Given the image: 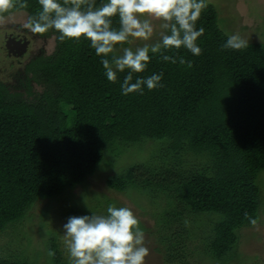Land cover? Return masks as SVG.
<instances>
[{
  "label": "trees",
  "instance_id": "trees-1",
  "mask_svg": "<svg viewBox=\"0 0 264 264\" xmlns=\"http://www.w3.org/2000/svg\"><path fill=\"white\" fill-rule=\"evenodd\" d=\"M26 2L27 8L4 16L23 11L28 20L40 5L38 0ZM101 2L96 0L97 6ZM113 23L118 26V18ZM200 27L205 29L197 42L201 55L183 47L161 54L182 56L191 67L153 55L134 80L163 73L164 86H145L143 94L128 95L121 84L129 70L109 81L90 41L61 42L55 30L37 34L53 37L54 50L23 63L20 87L0 81V235L34 204L58 198L88 180L114 143L167 140L152 161L106 176L107 186L118 192L135 187L151 199L163 197L170 204L167 214L179 220L186 212L193 217L220 214V220L205 226V255L220 264L233 257L239 230L252 225L249 217L258 222L260 215L264 44L222 49L228 35L210 3L197 22ZM68 215L84 214L71 205ZM185 222L173 241L163 237L159 243L177 246L179 237L193 236L192 222ZM54 253L59 264L57 246ZM168 255L171 260L182 257L178 252ZM0 264L31 263L0 254Z\"/></svg>",
  "mask_w": 264,
  "mask_h": 264
},
{
  "label": "clouds",
  "instance_id": "clouds-1",
  "mask_svg": "<svg viewBox=\"0 0 264 264\" xmlns=\"http://www.w3.org/2000/svg\"><path fill=\"white\" fill-rule=\"evenodd\" d=\"M38 3L40 9L24 27L35 34L55 30L61 42L90 41L109 81L116 82L118 73L129 70L121 84L124 95L143 94L145 86L148 90L164 86L163 73L134 80V74L146 71L153 55L182 47L196 56L202 53L197 42L205 29H197V22L208 7V0H102L99 6L96 0ZM27 7L26 0H0V21L5 13ZM114 18H118V26L114 25ZM152 20L161 21L163 31L159 40L147 43L155 33ZM136 41L145 43L132 47ZM248 46L247 39L231 34L222 49L241 50ZM161 59L192 66L182 56L161 55ZM249 219L253 226L257 224L255 219ZM63 227L70 264H146L150 254L140 220L129 207L109 205L104 215L71 216ZM48 255L55 253L49 250Z\"/></svg>",
  "mask_w": 264,
  "mask_h": 264
},
{
  "label": "rangeland",
  "instance_id": "rangeland-1",
  "mask_svg": "<svg viewBox=\"0 0 264 264\" xmlns=\"http://www.w3.org/2000/svg\"><path fill=\"white\" fill-rule=\"evenodd\" d=\"M208 3L217 10L219 26L226 35L239 34L249 42L256 43L264 40V0H208ZM16 15L4 17L3 21H0V29L8 23L11 24L8 20L18 18ZM26 18L25 13L20 20L23 26ZM152 23L155 33L147 43L159 40V33L163 31L160 27L161 21L152 20ZM53 39L41 38L35 48L36 51L39 50L36 55H49L55 47ZM1 42L0 32V44ZM144 43L136 41L132 47L143 46ZM2 56L0 51V78L9 80L11 87L16 89L20 87L19 80H23L25 61L18 64L13 59L5 61ZM12 70L13 77H10ZM167 143V140H147L129 146H123L122 143L111 145L99 168L88 180L64 191L58 198L36 202L37 205L34 204V208L22 220L6 227L0 235L1 256L31 264H55L54 256L50 257L48 252L54 251L57 246L58 263L70 264L63 226L68 221L71 205L81 209L84 215H104L109 205H115L129 207L138 216L140 227L145 233L146 246L150 249L146 264H220L205 255L206 244L201 241L205 226H210V220H220V214L206 213L193 217L186 212L179 220L172 214H167L166 210L170 209V204L163 197L151 199L140 188L135 187L118 192L106 184V176L120 175L131 166L152 161ZM257 184L261 197L259 221L255 226L250 225L239 230L240 241L234 248L233 257H230L226 264H264V170L259 174ZM185 221L192 222L190 224L194 237L190 233L187 238L179 237L180 244L177 246H171L169 242H163L162 245L159 243L160 238L165 237L169 241L174 233L183 232ZM173 252H178L182 257H173L171 260L168 253Z\"/></svg>",
  "mask_w": 264,
  "mask_h": 264
},
{
  "label": "flooded vegetation",
  "instance_id": "flooded-vegetation-1",
  "mask_svg": "<svg viewBox=\"0 0 264 264\" xmlns=\"http://www.w3.org/2000/svg\"><path fill=\"white\" fill-rule=\"evenodd\" d=\"M11 14H17L18 18H13V20H8L11 22V24H7L6 26L1 27V34H2V42L0 44V51L2 52L3 56L2 58L5 61H11L12 59L16 61V63L21 64L23 61H26L28 59H31L34 55L39 53V50L36 51V46L38 44V41L41 39L40 36L37 34L31 32L29 29L25 28L22 23L20 22L21 19H23V16L25 13H11ZM10 15V14H9ZM8 16V15H7ZM4 16V17H7ZM19 16H22L19 17ZM28 21L27 18L25 20ZM7 40H11L12 43L15 44V47L17 50H20V47L23 46V44H27L26 46V52L24 53L22 58H17L14 55H8L7 50L5 49V42ZM14 71L12 70L10 72V77H13ZM9 74V73H8ZM23 74V72H22ZM0 81L6 85L12 86L11 82L7 80L6 78L2 79L0 78Z\"/></svg>",
  "mask_w": 264,
  "mask_h": 264
},
{
  "label": "water",
  "instance_id": "water-1",
  "mask_svg": "<svg viewBox=\"0 0 264 264\" xmlns=\"http://www.w3.org/2000/svg\"><path fill=\"white\" fill-rule=\"evenodd\" d=\"M26 46L27 44H23V46L20 47V50H17L15 44L12 43L11 40H7L5 42V49L7 50L8 55H14L17 58L23 57L24 53L26 52Z\"/></svg>",
  "mask_w": 264,
  "mask_h": 264
}]
</instances>
